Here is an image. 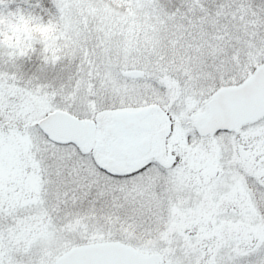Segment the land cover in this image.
Returning a JSON list of instances; mask_svg holds the SVG:
<instances>
[{
	"label": "snow or ice",
	"instance_id": "snow-or-ice-1",
	"mask_svg": "<svg viewBox=\"0 0 264 264\" xmlns=\"http://www.w3.org/2000/svg\"><path fill=\"white\" fill-rule=\"evenodd\" d=\"M0 264H264V0H0Z\"/></svg>",
	"mask_w": 264,
	"mask_h": 264
}]
</instances>
